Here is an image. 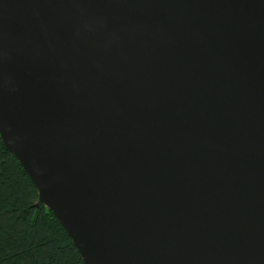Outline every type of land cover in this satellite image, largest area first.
<instances>
[{"label":"water","instance_id":"water-1","mask_svg":"<svg viewBox=\"0 0 264 264\" xmlns=\"http://www.w3.org/2000/svg\"><path fill=\"white\" fill-rule=\"evenodd\" d=\"M0 136L85 264H264V0H0Z\"/></svg>","mask_w":264,"mask_h":264},{"label":"trees","instance_id":"trees-1","mask_svg":"<svg viewBox=\"0 0 264 264\" xmlns=\"http://www.w3.org/2000/svg\"><path fill=\"white\" fill-rule=\"evenodd\" d=\"M0 136V264H85Z\"/></svg>","mask_w":264,"mask_h":264}]
</instances>
